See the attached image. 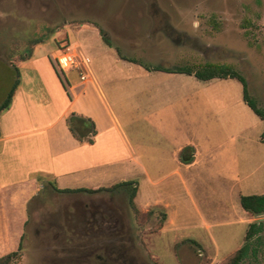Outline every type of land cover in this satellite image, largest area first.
Listing matches in <instances>:
<instances>
[{"label":"rangeland","instance_id":"obj_1","mask_svg":"<svg viewBox=\"0 0 264 264\" xmlns=\"http://www.w3.org/2000/svg\"><path fill=\"white\" fill-rule=\"evenodd\" d=\"M17 23H21V30H17ZM39 40L44 43H37ZM67 47L78 62L82 57L91 59L88 69L79 64V72L92 71L102 81L104 75L108 76L104 82L116 89V111L135 112V124L127 129L132 142L137 143L142 123H153L147 128L152 137L169 136L167 131L175 134L179 125L189 127L188 136L196 132L200 137L207 132L219 141L236 134L240 142L234 144L227 139L225 154L220 155L217 166L199 165L192 170L195 205L190 209L174 207L175 213L182 214L170 213L167 219L154 214L162 207L146 205L147 199L140 200L139 196L135 203L141 212L134 209L129 192L123 188L96 195L58 193L49 186L51 180L41 176V186H45L39 187L37 194L49 204L38 206V202L29 207L20 230L23 250L11 264H101L95 256L104 257V253L109 254L105 264H112L113 259V264H231L230 258L243 246L249 227L240 222L247 217L238 214L235 206L239 213L243 211L235 197L239 188L233 161L238 155L250 163L251 153L264 152L261 140L255 143L264 130V121L245 105L246 115H229V111L223 115L226 120L237 118L235 127L222 125L213 110L200 117L202 106L189 116L179 105L178 109L175 105L162 110L156 103L168 101L167 89L163 87L157 97V86L142 74L146 70L121 60L118 52L149 67L228 65L245 77L251 98L264 110V0H0V105L15 81L22 80L23 64L19 66L16 59L31 53L37 57L49 55L57 70L55 58ZM22 67L34 69L32 64ZM78 71L61 75L63 82L69 85L78 81ZM213 87L230 88L225 91L228 98L243 95V86L236 79L219 80ZM219 91L224 94V90ZM206 95V90H197L185 101L197 105ZM140 102H146L150 111L158 109L141 122ZM251 170V183L256 186L240 195H258L264 187V166H252ZM243 174V178L248 175ZM97 182L83 180L72 187L93 189L110 184ZM5 219L0 221V254L12 240ZM255 221L263 223L257 255L239 264H264V214Z\"/></svg>","mask_w":264,"mask_h":264},{"label":"crops","instance_id":"obj_2","mask_svg":"<svg viewBox=\"0 0 264 264\" xmlns=\"http://www.w3.org/2000/svg\"><path fill=\"white\" fill-rule=\"evenodd\" d=\"M17 62L19 66L32 64L34 69L28 70L23 65L20 66L22 80H19L10 107L0 114V221L6 217L4 221L8 222L6 226L12 238L0 256L17 248L19 239L23 236L21 225L24 226L29 207L38 202V206L49 204L46 198L38 197L40 195L37 194L39 187L45 186H41V176L51 180L49 186L53 184L62 190L78 189L72 186L83 180H97L98 185L101 181H107L110 183L108 187L117 180L135 181L139 199H147L144 202L146 205L164 208L168 216L170 213H180H175L174 207L185 206L190 209L195 205L196 182L191 174L192 170L199 165L217 166L218 159L225 154L223 151L227 139L234 140V144L240 142L236 134L223 136L219 141H215V136L207 132L200 137L196 132L188 136L186 132L189 127L179 125L175 128V134L167 131L169 136L166 133L155 137L150 134L148 136L147 128L153 126V123L140 124L137 143L132 142L127 129L135 124V112L131 115L132 113H126L124 109L121 113L116 111L119 104L115 100L116 89L109 88L108 82H104L107 75L103 76L102 81L92 71L82 72L86 77L81 80V72L78 71V81L66 85L52 64V56L37 57L32 53L30 58ZM142 74L157 86V97V94L162 93L163 87L167 89L165 91L168 101L156 103L162 110L171 109L175 105L178 109L179 105L186 116H189L202 106L200 110L203 113L200 117L213 110L225 127L238 126L237 118L225 119L223 115L228 111L229 115L245 113L244 105H247L243 101V95L226 97L225 91L230 88L213 87L219 80L202 82L193 76L159 71H144ZM197 90L202 93L206 90L207 95L198 99L197 105L186 102ZM219 90H224V94L221 95ZM210 94L212 96L207 97ZM157 110L150 111L146 102H140L139 122ZM72 112L94 121L98 133L93 145L81 144L70 132L66 120ZM246 112L251 115L250 111ZM172 116L175 118L176 115ZM202 123L203 120L199 122L200 125ZM157 125L155 123V127ZM241 127L242 123L239 128ZM263 131L260 136H256L255 143L260 141ZM261 146L264 147V143ZM184 148H191L188 151L193 157L191 164L180 161V153ZM249 158L250 163H247L246 159H240L237 155L233 161L238 173L234 176L238 179L235 180L239 188L235 191L237 199L241 193L256 186L251 183L249 169L252 166H256V169L260 165L264 166V152L256 155L251 153ZM243 173L248 174L245 177L248 181H244ZM114 176L117 178L115 181L111 179ZM99 187L103 186L93 189ZM260 189L262 190L258 195L264 193V187ZM29 191H32L31 195ZM235 206L238 214L247 217L240 222L250 224L255 221V217L243 209L239 213L237 205ZM139 211L141 212L140 209Z\"/></svg>","mask_w":264,"mask_h":264},{"label":"trees","instance_id":"obj_3","mask_svg":"<svg viewBox=\"0 0 264 264\" xmlns=\"http://www.w3.org/2000/svg\"><path fill=\"white\" fill-rule=\"evenodd\" d=\"M102 35V31H100ZM103 36V35H102ZM104 41L107 45L111 46L110 42L104 37ZM41 43V41H40ZM118 56L121 60L136 64L144 68L146 71H159L171 74H184L187 76H193L198 81L208 82L211 80H226V79H236L243 86V101L244 103L253 111V113L258 116L262 121H264V110L258 107L256 102L251 98L248 89V83L245 77H243L238 71L233 69L228 65L220 64H205L204 66L194 69L191 67H182L177 69H171L166 67L154 66L149 67L135 59H129L124 57L118 52ZM17 70V69H16ZM18 71V70H17ZM57 71V70H56ZM58 73V72H57ZM19 74V72H18ZM59 75V74H58ZM19 84V80L15 81L11 91L8 93L6 100L0 105V114L7 110L15 95ZM67 126L76 140H78L83 145H93L95 143V138L97 136V129L95 123L92 119L77 115L72 112L67 117ZM261 142L264 143V131L260 138ZM189 150L191 148H184L180 153V161L183 164H191L193 162V157L190 156ZM52 188L58 193H80L84 192L86 194L95 195L100 193H112L113 191L123 188L129 192L130 203L132 207L137 209L135 199L138 194V186L135 181H124L117 183L111 187H99L96 189H58L52 184ZM239 202L241 208L253 217H259L264 214V193L262 195H240ZM139 211V209H137ZM140 212V211H139ZM156 215H160L164 219H167V213L162 209L161 211H155ZM263 230L262 222H252L249 224L247 234L245 236L244 244L236 252L232 254L230 258L231 264H239L241 261L249 258L250 256L257 255V241L260 239L259 234ZM23 250V236L20 237L17 248L0 256V264H11L16 261Z\"/></svg>","mask_w":264,"mask_h":264},{"label":"built area","instance_id":"obj_4","mask_svg":"<svg viewBox=\"0 0 264 264\" xmlns=\"http://www.w3.org/2000/svg\"><path fill=\"white\" fill-rule=\"evenodd\" d=\"M55 64L57 67V72L60 75H64L65 72L70 71V70H79L80 65L85 68H89L91 64V59L89 57H82V60L80 62L77 61L76 55L72 54L70 51V47L64 48L60 50L59 56L55 58ZM85 74L80 73V79L84 80L85 79Z\"/></svg>","mask_w":264,"mask_h":264},{"label":"flooded vegetation","instance_id":"obj_5","mask_svg":"<svg viewBox=\"0 0 264 264\" xmlns=\"http://www.w3.org/2000/svg\"><path fill=\"white\" fill-rule=\"evenodd\" d=\"M27 5H28V2H27ZM28 7H30V6H28ZM25 22H27V21H25ZM17 25V30H21L22 29V26H21V23H17L16 24ZM24 28H26V27H23V29ZM25 30V29H24ZM20 34H22V32L20 33ZM41 40H39L37 43H39ZM43 41V40H42ZM41 41V42H42ZM42 43H44V42H42ZM30 56H32V53H31V55ZM30 56H27L26 58H24V59H28V58H30ZM17 61H19L20 59H16ZM14 66V65H13ZM15 67V66H14ZM94 215L96 216V213H94ZM101 220H103L104 221V217H103V215H102V217H101ZM96 222V221H95ZM97 223V222H96ZM99 224V223H98ZM100 226L99 227H101V229H103L104 230V225L103 224H99ZM105 252H108L107 250H105ZM107 255H109L108 253H106ZM105 253H104V257L103 256H101V255H97V256H95L96 257V259L98 258V262L97 263H103L104 262V260L105 259H108V256L106 255ZM113 263L114 262H116L114 259H113V261H112ZM112 263V264H113ZM103 264H105V262L103 263Z\"/></svg>","mask_w":264,"mask_h":264}]
</instances>
